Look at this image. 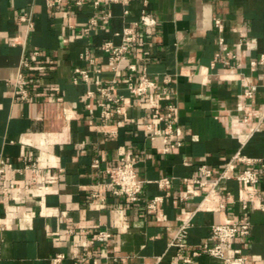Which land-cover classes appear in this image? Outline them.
<instances>
[{"label":"crops","instance_id":"crops-1","mask_svg":"<svg viewBox=\"0 0 264 264\" xmlns=\"http://www.w3.org/2000/svg\"><path fill=\"white\" fill-rule=\"evenodd\" d=\"M98 1L94 8L93 0L79 8L68 3L49 8L45 0H0V159L19 165L31 156L42 170L34 184L29 171L3 176L2 182L13 181L14 189L0 203V264H153L157 256H162L159 264H170L173 250L168 243L184 219L191 222L190 254L202 242H215L212 224L244 214L249 235L236 239L229 254L246 255L248 264H264V170L253 165L258 182L244 184L236 178L244 166L234 162L204 201L208 186L183 181L197 176L203 164L216 176L250 133L242 152L264 155V126H259L264 116V0H129L125 6ZM142 9L154 25L139 23ZM106 12L112 17L85 31L91 17ZM20 15L30 16L32 30H26ZM215 17L223 20L222 33ZM124 28L136 37L120 64L116 86L125 99L121 114L103 121L96 106L99 98H86L87 85L73 83L74 69H90L91 80L100 69L102 83H108L109 63L100 45L106 40L119 44L121 37L115 33ZM240 33L248 35L252 49L240 43ZM220 35L228 51L238 55L240 66L233 73L219 61L211 65L220 50ZM22 41L32 69L25 101L13 99L8 85L18 74ZM35 50L39 56H32ZM85 51L93 63L80 57ZM130 63L155 77L158 85L148 97L132 96L125 89ZM249 85L256 91L243 98ZM168 104L176 106L183 135L179 148L164 153L160 144L152 146L146 138L141 115L151 106L164 112ZM127 154L137 176L145 180L144 197L164 195L154 210L105 186L106 169ZM94 159L98 167L92 166ZM162 177L171 179L165 188L154 182ZM94 192L99 198L91 196ZM94 226L108 228L112 235L96 243L90 259L79 262L80 242ZM80 227L90 232L81 233ZM58 254L60 262L53 263ZM194 264L224 263L199 256Z\"/></svg>","mask_w":264,"mask_h":264},{"label":"built area","instance_id":"built-area-1","mask_svg":"<svg viewBox=\"0 0 264 264\" xmlns=\"http://www.w3.org/2000/svg\"><path fill=\"white\" fill-rule=\"evenodd\" d=\"M87 1L89 0H45V4L47 7L52 8L57 5L68 3L75 8H79ZM108 1L110 3H117L125 6L128 4L129 0ZM98 5L99 1L93 0V8ZM123 13L125 15L128 14V10L125 8ZM111 17L112 14L109 12H106L103 15H94L88 20V26L85 28V31L89 32L90 27L97 25L99 20H106ZM19 18L21 21L26 23L27 31L34 28V23L29 15H20ZM139 23L143 26H151L154 25L155 21L150 14L142 9L139 17ZM214 25L220 33L223 32L224 24L222 19L215 17ZM115 34L121 37V42L119 44L112 40H106L100 45V49L106 55L109 63V82L106 84L102 83L100 69L95 70L96 76L93 80H91L90 69L83 67H76L74 69L72 79L74 84L84 83L87 85V89L85 91L86 98H92L95 96L99 98L96 106L99 110V118L103 121H108L115 116L120 115L122 112V105L125 98L122 94L116 92V86L121 81L120 64L123 61L125 54L131 49V44L136 39L130 28H124L121 33L116 32ZM239 41L240 43L248 45L249 49H252V47H250L251 45H249L248 35L246 33H240ZM218 42L220 50L214 54L211 65L213 66L219 61L223 64V66L228 68L229 73H233L234 69L240 66L238 55L228 51V47L225 44L222 35H220ZM12 44H16V41H13ZM21 45L23 54L20 59L18 74L14 79L9 81L8 85H10L13 89V99L25 101L29 97V84L32 78L30 72H32V69L30 57L25 53V42L22 41ZM32 56H39V52L36 50L33 51ZM80 57L89 63H93V59L88 56L87 51L80 54ZM230 59H234L233 64L230 62ZM260 63L264 64V53L260 55ZM250 64L254 66L256 61L251 60ZM127 68L128 75L125 81V89L132 96L148 97L150 91L155 89L158 85L155 77L149 76L146 71L139 69L135 63H130ZM36 80H38V78H36ZM164 80L170 81V78L166 77ZM255 91L256 86H245L241 96L243 98H251ZM162 92H165L164 89ZM238 107L241 108L240 102L238 103ZM141 118L145 121L144 130L146 138L152 146L160 144L164 153H170L182 145L183 131L179 124L176 114V106L174 104L166 105V110L164 112H161L151 106L149 111H143ZM261 124L264 126V116L261 119L259 126ZM111 134L116 135V131H111ZM251 136L252 133L241 139L240 148L234 153L230 161L225 163L222 170L216 176L212 175V170L209 166L203 164L198 167L197 176L184 177L183 181H191L198 187L208 186L207 193L202 199V201H204L208 198L209 194L215 189L218 183L227 177V171L233 163L239 162L244 167H242L241 172L236 176L237 180L244 184H256L258 182V174L252 166L258 165L260 169L264 170V155L260 157H250L242 152ZM98 165L99 160L94 159L92 166L98 167ZM25 171H29L31 173L30 183L34 184L42 170L37 161L31 156L25 157L19 165L0 159V203H4L9 197L11 191L14 189L13 181L8 183L2 182L3 176L8 172L21 174ZM106 174L108 176V180L105 186L109 192L114 195L125 196L129 201L134 203L143 201L145 206L151 210H154L156 205L164 198V195H156L151 199H146L144 197L145 180L137 176L135 162L129 154L122 158L120 163L115 167L107 168ZM170 180L171 179L169 177H162L154 182L159 188H165L169 185ZM250 195L254 196V193H250ZM91 196L99 198V195L95 192L92 193ZM100 200H103V198ZM220 206L224 207L225 202H222ZM243 207L247 208V202L243 204ZM261 207H264V200L261 201ZM190 225V218L184 219L177 227L172 239L169 241L168 249L173 250L170 264H176V258L181 259L183 264H194L195 259L199 256L214 257L222 260L224 264L249 263V259L246 255H231L228 251V247L232 245L236 239L243 240L249 235L250 221L247 214L242 215L239 219L229 220L226 223L212 224L210 226V233L215 242L213 244L202 242L190 254H187V233ZM93 229L94 230L91 232V235H88V237L84 238L80 242L81 251L75 257V259L79 262H84L90 259L96 243L100 240L109 239L112 235L111 230L108 228L94 226ZM79 231L81 233L90 232V230H87V227H80ZM66 232L68 234L75 233L71 229H67ZM60 260V254L56 255L52 259L53 263H59ZM161 260L162 256H157L155 257L153 264H159Z\"/></svg>","mask_w":264,"mask_h":264}]
</instances>
